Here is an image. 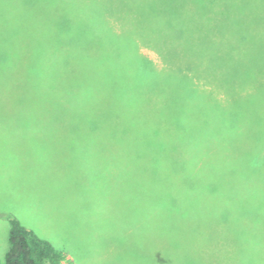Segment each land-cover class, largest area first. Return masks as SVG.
<instances>
[{
  "label": "trees",
  "instance_id": "obj_1",
  "mask_svg": "<svg viewBox=\"0 0 264 264\" xmlns=\"http://www.w3.org/2000/svg\"><path fill=\"white\" fill-rule=\"evenodd\" d=\"M0 5L18 9L21 21L54 42L50 52L39 49L34 68L37 88L52 89V114L97 121L118 149L133 152L136 164L149 169L145 230L171 236L193 230V237L212 235L209 230H264V135L236 154L227 148L235 141L223 140L229 118L240 113L225 105L253 98L243 90L228 101L226 92H217L226 73L244 86L256 83L264 98V0ZM141 48L151 49L157 62ZM256 104L264 125V104ZM48 107L38 115L49 114ZM191 236L184 240L193 243ZM246 244H183L179 264H264V246ZM67 255L9 220L4 264H62Z\"/></svg>",
  "mask_w": 264,
  "mask_h": 264
},
{
  "label": "rangeland",
  "instance_id": "obj_2",
  "mask_svg": "<svg viewBox=\"0 0 264 264\" xmlns=\"http://www.w3.org/2000/svg\"><path fill=\"white\" fill-rule=\"evenodd\" d=\"M40 37L21 21L18 9L0 5L1 264L10 219L66 252L62 264H179L177 247L183 244L193 249L210 248V243L228 249L264 246V230H209L208 236L198 230L202 237L191 236L193 230L174 236L145 230L141 215L149 204V169L136 164L133 152L118 149L115 137L103 135L97 121L52 114V89L37 88L34 68L39 49L50 52L54 42ZM141 52L157 62L151 49ZM225 78L217 88L227 93L225 99L243 90L253 98L251 104L238 99L228 100L236 107L225 105L240 113L229 118L223 140H234L227 148L242 153L264 135L256 104H264V98L256 83L244 86L226 73ZM47 106L50 113L38 115ZM190 236L193 243L184 240Z\"/></svg>",
  "mask_w": 264,
  "mask_h": 264
}]
</instances>
